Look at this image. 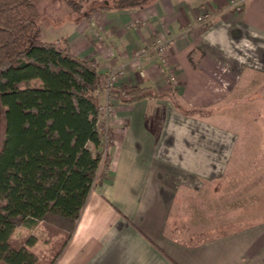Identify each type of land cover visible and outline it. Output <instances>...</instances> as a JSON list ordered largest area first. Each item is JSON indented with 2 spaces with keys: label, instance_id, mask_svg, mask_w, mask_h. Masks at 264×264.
<instances>
[{
  "label": "crops",
  "instance_id": "obj_1",
  "mask_svg": "<svg viewBox=\"0 0 264 264\" xmlns=\"http://www.w3.org/2000/svg\"><path fill=\"white\" fill-rule=\"evenodd\" d=\"M54 39L75 57L97 63L99 99L105 95L113 106L115 127L123 125L113 133L107 181L89 194L55 264H264V212L250 224L230 219L201 229L203 243L192 248L164 235L179 190L199 192L231 163L238 136L217 126L216 108L233 101L253 77L264 91V0H157L143 9L72 17ZM158 39L172 43L164 64L152 51ZM143 48L147 54L136 60ZM111 74H119L113 87L172 88L185 111L212 114L182 116L169 100L123 104L106 90ZM262 97L251 133L254 159L264 166ZM154 111L161 121L157 132L146 119Z\"/></svg>",
  "mask_w": 264,
  "mask_h": 264
},
{
  "label": "trees",
  "instance_id": "obj_2",
  "mask_svg": "<svg viewBox=\"0 0 264 264\" xmlns=\"http://www.w3.org/2000/svg\"><path fill=\"white\" fill-rule=\"evenodd\" d=\"M63 1L79 20L143 9L157 0H112L98 6H90L91 0ZM34 2L0 0V264H37L34 237L19 248L9 240L17 228L32 232L40 226L62 239L48 263L55 264L75 233L89 194L107 181L100 166H109L105 142L114 135L100 112L103 84L97 63L75 57L66 45L41 41ZM108 94L127 105L169 100L186 117L212 114L185 111L172 88L157 92L123 84L109 88ZM174 220L172 211L164 230L168 239L189 248L203 243L199 227Z\"/></svg>",
  "mask_w": 264,
  "mask_h": 264
},
{
  "label": "rangeland",
  "instance_id": "obj_3",
  "mask_svg": "<svg viewBox=\"0 0 264 264\" xmlns=\"http://www.w3.org/2000/svg\"><path fill=\"white\" fill-rule=\"evenodd\" d=\"M91 1L90 6L93 4L98 6L102 5L104 0ZM34 4L40 15L37 21L40 40L52 43L55 41L56 33L67 20L73 17V14L63 0H35ZM261 86L262 81L256 82V78L253 77L250 86L240 90L233 101L216 108L218 116L215 123L217 126L238 136L235 153L224 175L220 178V184L214 186L208 183L207 187L203 185L199 192L182 189L173 210L176 223L190 222V227H199L202 231L213 227L220 228L224 222H228L230 219L238 222L242 220V222L250 224L258 218L260 213L264 212V166L259 165L260 159L256 161L254 159L257 153L255 147L257 139L251 133L255 120L260 114V101L257 100V95L264 96ZM99 100L103 106L107 102L105 95L101 96ZM113 113L112 118L107 122L112 134L114 131L118 133L123 126L115 127L114 108ZM117 113L119 112L117 111ZM154 113L155 111L150 112L146 119L149 129L157 132L161 128V121L159 120L160 116L158 118ZM261 126L264 127V120L258 128L259 130ZM114 141L113 135L109 136L105 142L107 157L115 145ZM263 154L264 152L261 153V156ZM108 168L109 166L102 163L100 172L108 171ZM29 236L34 237L32 250L38 256L37 264H48L61 243V237L50 236L41 226L32 232L24 228H17L11 236L9 244L13 248H19L26 244Z\"/></svg>",
  "mask_w": 264,
  "mask_h": 264
},
{
  "label": "built area",
  "instance_id": "obj_4",
  "mask_svg": "<svg viewBox=\"0 0 264 264\" xmlns=\"http://www.w3.org/2000/svg\"><path fill=\"white\" fill-rule=\"evenodd\" d=\"M199 22L202 21V18H200L198 20ZM171 42L170 41H167V40H162V39H158L155 41L154 45H153V48H152V51H154L157 55H159L161 58V63L164 64L165 61H164V55L167 53L168 50L171 49ZM147 49H139L138 51H136L134 53V58L136 60H139L140 58H142L143 56H145L147 54ZM120 74V73H119ZM119 74H111L109 75L108 79H107V82H106V90L108 91L109 88H112L113 87V84L115 83L116 79H117V76ZM140 75L142 76L143 73L141 72ZM99 95V93H98ZM100 112L102 114V118H103V121L105 123V125L107 126V122L110 118H112L113 116V106L109 103V102H106L104 104V106L102 105L101 108H100ZM108 127V126H107Z\"/></svg>",
  "mask_w": 264,
  "mask_h": 264
}]
</instances>
